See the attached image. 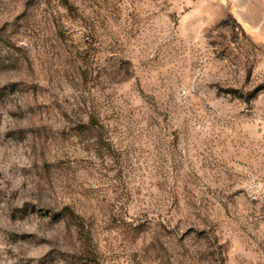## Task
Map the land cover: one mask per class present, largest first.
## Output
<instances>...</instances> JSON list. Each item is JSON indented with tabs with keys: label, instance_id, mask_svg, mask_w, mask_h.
Wrapping results in <instances>:
<instances>
[{
	"label": "rangeland",
	"instance_id": "374dc122",
	"mask_svg": "<svg viewBox=\"0 0 264 264\" xmlns=\"http://www.w3.org/2000/svg\"><path fill=\"white\" fill-rule=\"evenodd\" d=\"M0 264H264V0H0Z\"/></svg>",
	"mask_w": 264,
	"mask_h": 264
}]
</instances>
